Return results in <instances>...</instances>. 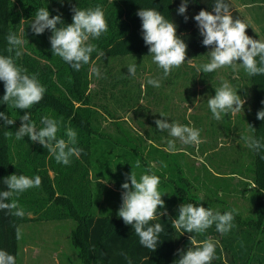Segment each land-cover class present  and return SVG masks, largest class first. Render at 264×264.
I'll list each match as a JSON object with an SVG mask.
<instances>
[{
    "label": "trees",
    "instance_id": "obj_1",
    "mask_svg": "<svg viewBox=\"0 0 264 264\" xmlns=\"http://www.w3.org/2000/svg\"><path fill=\"white\" fill-rule=\"evenodd\" d=\"M225 2L233 17L248 25L246 34L262 40L233 1ZM180 4L181 0H0V55L14 56V52L7 51L10 31L27 40L16 63L26 68L28 74H36L46 88L43 99L28 110L32 121L39 129L45 115L63 118L65 125L70 124L77 131L76 146L83 149L78 158L73 156L71 163L64 165L58 164L47 149L38 142L33 143L29 137L17 140L15 132L21 126L19 118L27 110L4 104V83L0 81V112L15 120L13 125H6L0 119V191L7 190L3 180L12 174L39 175L42 189L47 191L45 197L37 198L38 202L29 201L28 190L19 195L23 217L0 211V249L15 256L16 264L19 262L16 229L27 221V213L33 207L36 213L46 211L44 214L48 219L71 218L76 221L71 240L83 264H175L180 251H187L192 246L191 236L197 243L207 238L218 241L212 264H264V147L259 150L251 148V163L247 170L257 204L256 218L242 223L235 215V227L227 234L217 232L214 225L204 234H182L172 227V220L178 216L160 217L151 223H161L165 232L161 234L157 249L148 250L139 243L134 228L115 214L116 205L101 212L99 204L103 199L108 204L114 198L122 201L124 190L121 185L130 182L126 177L133 167L137 179L145 170L160 177L159 189L165 193L162 196L165 207L159 211H172L181 203L205 207L185 173L188 151L176 144L177 151L169 152L168 139L162 141L131 134L120 123L116 124V134L99 130L94 126L98 110L93 100L90 68L101 57L93 52L91 63L76 71L53 55L50 30L37 35L30 27L35 12L41 7H47L51 16L59 14L65 24H71L73 8L87 9L99 5L105 13L108 32L99 39H90L89 43L102 50L103 57L151 56L142 38V21L137 12L142 8H155L177 25V35L188 45L187 56L208 53L211 48L202 44L203 37L194 16L202 9L212 12L215 0H189L184 15L178 13ZM251 87L252 136L264 145V121L257 119V112L264 110V74L251 76ZM103 108L110 113L108 106ZM7 132L12 135H6ZM58 137L66 139L63 128ZM137 160L141 164L139 169L135 168ZM104 190L108 193L102 198Z\"/></svg>",
    "mask_w": 264,
    "mask_h": 264
},
{
    "label": "clouds",
    "instance_id": "obj_2",
    "mask_svg": "<svg viewBox=\"0 0 264 264\" xmlns=\"http://www.w3.org/2000/svg\"><path fill=\"white\" fill-rule=\"evenodd\" d=\"M189 0H181L178 13L184 15L187 11ZM72 23L65 24L61 15L51 16L48 8L41 7L35 12V18L30 27L34 34H43L50 30V44L53 55L60 57L65 63L79 71L82 66L91 63V54L97 52L99 57L105 56L95 44L89 43L90 39H99L108 32V23L101 6L95 8L72 9ZM142 21V38L149 47L152 60L163 70V77L149 78L147 83L153 87H160V79L167 78L174 68H179L186 61L188 45L177 35V25L155 8H142L137 12ZM185 16V20H187ZM202 44L210 47L207 53L209 62L198 67L202 73H213L218 69L230 67L233 70L242 68L249 76L264 74V41L254 39L246 34L248 25L239 18H234L230 13L229 5L225 0H215L212 12L201 10L194 16ZM59 25V27H58ZM28 41L18 37L14 32L7 35L9 45L8 53L13 55H0V81L4 83L5 94L2 101L7 106L18 110H27L20 116L21 126L15 132L17 140L29 137L33 143L38 142L55 158L58 164L69 165L73 156L79 157L83 149L77 147V131L65 125L63 118L57 119L45 115L41 118L39 129L31 119L28 111L38 104L44 97L46 88L41 84L36 74H28L26 68L16 63L22 53V46ZM130 75L136 74V65H128ZM90 74L100 76V70L93 65ZM238 91L227 81L215 88V95L207 100L213 117L221 120L228 113L243 111L245 100L239 96ZM164 117V114H160ZM0 119L6 125H13L14 119L0 112ZM257 119L264 121V110L257 112ZM157 129L167 131L173 139L167 141L169 152H176V140L183 144H199L200 130L179 123H168L167 120L157 119ZM250 126V125H249ZM251 127V126H250ZM64 129L65 138H59L58 133ZM252 128V127H251ZM253 129V128H252ZM254 130V129H253ZM6 135L11 136V132ZM248 147L259 150L264 145L254 136H244ZM167 167L166 164L163 165ZM141 167L140 161L135 162V168ZM121 185L122 204L118 210V217L126 225L134 228L139 238V243L148 250L155 251L160 242L161 234L165 228L161 223H151L166 215V211L159 209L165 207L160 191V177L150 170H145L137 179L133 170ZM3 183L7 190L0 191V211H7L17 217L24 216V210L19 205L20 194L31 188H39L42 179L39 175L12 174L5 177ZM237 210L232 209L221 214L203 205L184 203L178 208V218L172 220V227L177 231L204 234L213 225L220 234L229 233L235 227L234 218ZM17 239L21 238V229H16ZM191 247L187 251H180V258L175 264H212L216 258L218 241L207 238L197 243L194 236L190 237ZM0 264H16L15 256L6 250L0 249Z\"/></svg>",
    "mask_w": 264,
    "mask_h": 264
},
{
    "label": "rangeland",
    "instance_id": "obj_3",
    "mask_svg": "<svg viewBox=\"0 0 264 264\" xmlns=\"http://www.w3.org/2000/svg\"><path fill=\"white\" fill-rule=\"evenodd\" d=\"M232 1L264 41V1ZM207 62V53L187 56L184 64L171 71V86L166 84L170 80V77H167L160 79V87L157 88L147 83L158 70H162L153 62L152 56L99 58L93 65L99 68L100 76L92 75L91 85L94 104H97L95 108L98 110L94 126L116 134V124L120 123L131 131V134L145 135L162 141L173 138L167 131L157 129V119L199 129V144L185 145L176 140V144L188 151L185 173L194 186L195 195L205 207L213 210L226 212L236 209L237 218L242 223H248L256 218L257 211L253 186L247 171L251 163V148L243 139L244 136H252L251 76L242 68L233 70L224 67L213 73L198 71V67ZM130 64L136 65L134 76L127 74ZM161 72L158 71L159 75L155 78H161ZM223 80H227L238 91L237 94L245 100V104L243 111L228 113L221 120H216L207 100L215 95V88L219 87ZM161 89L164 90V97L174 98L170 103L174 108L155 106L165 105L163 95L159 92ZM151 92L155 94L156 100L152 99ZM103 106H108L110 113H107ZM28 192L31 202H38L39 196L43 198L47 195L42 186L31 188ZM107 193L104 190L102 198H105ZM121 204L122 201L115 198L111 204L103 199L99 209L103 212L105 208L113 209L112 206L116 205L113 210L117 215ZM180 205L182 203L160 217H177ZM35 210L33 207L28 211L27 221L20 226L18 264H83L71 240L76 221L71 218L48 219V215L44 214L46 211L36 213Z\"/></svg>",
    "mask_w": 264,
    "mask_h": 264
},
{
    "label": "crops",
    "instance_id": "obj_4",
    "mask_svg": "<svg viewBox=\"0 0 264 264\" xmlns=\"http://www.w3.org/2000/svg\"><path fill=\"white\" fill-rule=\"evenodd\" d=\"M202 55H204V54H202ZM158 71H159V72L162 71V72H161V74H162L161 77H163V70H158ZM158 71H157V73H156L157 76L159 75ZM156 75H154L153 78L157 77ZM168 77H170V80L168 79L169 81H167L166 84L171 86V84H172V82H171V76H168ZM150 86H151V85H150ZM146 88H147V87H146ZM146 88H145V89H146ZM151 90H152V87H151ZM151 90H149V92H150ZM163 91H164V90L161 89L159 92H160L161 95H163L162 97L164 98L165 105H155V106L158 107V108H159V107H163V108H166V109H168V108H174V105H170V103L174 101V98H172L171 96L164 97ZM153 92H154V90H153ZM153 92H151V94H152ZM149 94H150V93H149ZM151 97H152V99H155V100H156V97H155V94H154V93L152 94ZM185 99H187V98H185ZM152 101H153V100H152Z\"/></svg>",
    "mask_w": 264,
    "mask_h": 264
}]
</instances>
